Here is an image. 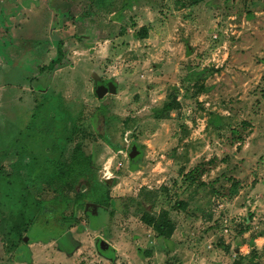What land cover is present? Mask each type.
Wrapping results in <instances>:
<instances>
[{"label":"rangeland","instance_id":"374dc122","mask_svg":"<svg viewBox=\"0 0 264 264\" xmlns=\"http://www.w3.org/2000/svg\"><path fill=\"white\" fill-rule=\"evenodd\" d=\"M0 264H264V0H0Z\"/></svg>","mask_w":264,"mask_h":264},{"label":"trees","instance_id":"16d2710c","mask_svg":"<svg viewBox=\"0 0 264 264\" xmlns=\"http://www.w3.org/2000/svg\"><path fill=\"white\" fill-rule=\"evenodd\" d=\"M135 37L138 38L139 36L135 35ZM144 38H145V36L143 38H140V39H144ZM61 45H62V43L60 42L57 46V51H56L57 57H56V59L51 61L47 66L42 67L40 69L41 71H51V70H53L54 66L61 63L62 57H63V51H62ZM170 107L171 106H169V105L164 106L163 109L161 110L162 114H164V112L166 113L170 109ZM161 112H160V115H161ZM75 150H78V149L74 148L73 155L75 154ZM135 156H136V154L129 156L131 161H132V159L135 158ZM83 159L85 162L86 159L85 158H83ZM74 162H75V165L77 167L82 165L81 162H76V161H74ZM74 162H72V165H74ZM152 195H154L152 198V201L148 203V205L151 207V210L154 206V203L157 200V194H155L154 192H147V194H146L147 198H148V196L151 198ZM164 215L166 216V213L156 214L152 211H146L141 216L140 220L144 225H146L147 227L151 228L154 231L155 238L167 240L168 238H170L171 234L173 233L174 226L172 225V222H170L169 220L167 222L164 219L165 218ZM156 219H157V224L155 223Z\"/></svg>","mask_w":264,"mask_h":264},{"label":"crops","instance_id":"0c3cea01","mask_svg":"<svg viewBox=\"0 0 264 264\" xmlns=\"http://www.w3.org/2000/svg\"><path fill=\"white\" fill-rule=\"evenodd\" d=\"M24 13V12H23ZM15 16H17L18 17V15H14L13 17H11L10 19L13 21L14 19H15ZM59 65V64H58ZM57 66V65H56ZM56 66H54V67H56ZM42 67H44V66H42ZM41 67V68H42ZM39 70H40V68H39ZM40 72V71H39ZM42 77H44V76H42ZM133 147V146H132ZM131 147V148H132ZM135 147V146H134ZM130 151H131V149H130ZM136 156H138L139 158H140V156L138 155V150L136 151ZM130 156V155H129ZM135 156V157H136ZM129 160L131 161V159L129 158ZM138 160V159H137ZM133 161V160H132ZM132 163H134V162H132ZM184 213H186V211L184 212ZM141 221V220H140ZM173 226H174V231H173V233L171 234V236H170V238H168L167 240H163V239H157V247L159 248V246H161L162 244H164L165 242H168L169 244H171V243H175V241L177 240V237H176V233L178 232L179 233V230L182 232V230L181 229H177V225L174 223L173 224ZM107 228V227H106ZM175 237H176V240H175ZM101 242H103V241H101ZM100 242V243H101ZM177 245V244H176ZM175 245V246H176ZM178 247V246H177ZM158 248H157V250H158ZM109 249V248H108ZM101 250V249H100ZM102 253H104V254H106V252H103L102 251Z\"/></svg>","mask_w":264,"mask_h":264},{"label":"water","instance_id":"95a60500","mask_svg":"<svg viewBox=\"0 0 264 264\" xmlns=\"http://www.w3.org/2000/svg\"><path fill=\"white\" fill-rule=\"evenodd\" d=\"M107 94H111V95H114L115 94L114 88L111 87L110 85L108 87H106V88L105 87H100L98 89V95L97 96H98L99 99H102ZM135 151H136V147L133 146L131 148L130 155H133L135 153ZM108 248L109 247H108V245L105 242H101L100 243V249H101V251L105 252V251L108 250Z\"/></svg>","mask_w":264,"mask_h":264}]
</instances>
